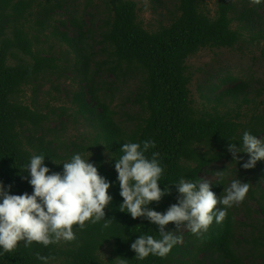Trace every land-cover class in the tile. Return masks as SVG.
I'll list each match as a JSON object with an SVG mask.
<instances>
[{"label": "trees", "instance_id": "obj_1", "mask_svg": "<svg viewBox=\"0 0 264 264\" xmlns=\"http://www.w3.org/2000/svg\"><path fill=\"white\" fill-rule=\"evenodd\" d=\"M173 1L175 9L169 20L148 29L139 19L135 0H103L102 10L99 5L93 8L96 14L86 9L91 0L82 10L71 6L70 0H0V180L13 185V194L30 193L31 186L21 176L28 175L24 165L33 154L45 155V165L52 171H62L61 162L79 152L91 155L89 159L98 165L99 173L116 181L111 155L118 158L126 141L153 140L156 147L149 155L158 151L164 166L160 187L171 188V194L150 205L157 211L163 212L177 202L178 193L172 183L181 176L196 180L203 173L218 174L211 181V190L217 196L232 179L258 181L249 190L256 203L252 212L257 224H251L250 237L243 240L248 250L242 255L236 252L240 244L235 239L237 208L231 207L223 222L214 221L201 235L189 230L182 233L181 226L183 239L166 257L150 255L137 260L131 243L143 234L158 238V229L145 218L133 219L120 210L122 197L117 181L108 190L113 199L105 208L110 229L102 231L103 222H86L82 230L73 226L77 239L71 242L47 247L33 242L25 247L21 241L13 252L0 256V264H42L35 257L37 252L51 257L49 264H105L99 254L104 247H109L114 256L110 264H246L244 259L249 260L248 264H257V260L264 264V192L256 196L264 182V159L251 169H243L241 164L248 154L237 153L243 159L236 162L228 151V144L238 143L245 131L264 140L261 111L251 115L250 123L238 119V113L230 114L231 104L237 109L250 104L264 92V85L252 87L254 95L248 97L251 81L221 75L208 83L202 95L215 105L200 111L193 106L189 88L192 74L187 66L188 58L198 50L261 41L264 4L216 0L211 14L201 5L202 0ZM154 2L151 7L156 10L161 2ZM58 10L63 11V17L58 13L54 17ZM86 13L90 15L88 20ZM98 15L101 18L95 25L93 17ZM57 45L64 48L58 52ZM68 72L76 78L77 86L66 93L61 106L50 107L47 98L43 107L37 101L30 105L20 100L28 84L45 79V75H55L58 82ZM108 76L113 80H107ZM130 81L133 88L127 87L124 100L112 105L113 95L123 92ZM52 88L57 97L51 96V101L61 100L59 86ZM53 91L46 95L49 97ZM220 106L228 110L221 112ZM53 116L58 118L57 125L50 127ZM60 117L80 125L82 131L65 138L62 131L67 125ZM242 203L246 205L245 216L250 218L251 208L245 200ZM171 228L173 222L166 230Z\"/></svg>", "mask_w": 264, "mask_h": 264}, {"label": "clouds", "instance_id": "obj_2", "mask_svg": "<svg viewBox=\"0 0 264 264\" xmlns=\"http://www.w3.org/2000/svg\"><path fill=\"white\" fill-rule=\"evenodd\" d=\"M250 2L264 4V0ZM155 147L153 140L122 143L121 155L118 158L111 155L115 159L116 181L99 173L98 165L89 159L91 155L73 153L70 159L61 162L62 171H52L44 163L45 155L33 154L24 165L28 175L21 176L31 186L30 193L13 194V185L0 180V256L13 252L21 241L25 247L33 242L47 247L61 241H74L77 236L73 226L82 230L86 222H103L101 230L110 229L111 220L105 218V208L113 199L108 190L117 181L122 197L120 210L133 219L143 217L158 229V238L143 234L131 243L135 258L141 261L150 255L166 257L183 239L179 234L181 226L201 235L214 221L223 222L229 208L245 200L250 184L240 178L232 179L227 187L222 184L223 194L217 196L209 180L181 176L172 183L178 193L177 202L163 212L155 210L150 207L152 202L171 194L169 186L160 187L164 172L160 153L154 151L149 155ZM228 151L236 162L243 159L237 153H247L248 159L241 167L251 169L264 159V140L245 131L238 143L228 144ZM218 204L223 207H217ZM169 222L174 223V228L166 230ZM35 257L42 264H49L51 259L38 252ZM121 264L126 262L121 261Z\"/></svg>", "mask_w": 264, "mask_h": 264}, {"label": "rangeland", "instance_id": "obj_3", "mask_svg": "<svg viewBox=\"0 0 264 264\" xmlns=\"http://www.w3.org/2000/svg\"><path fill=\"white\" fill-rule=\"evenodd\" d=\"M71 1L72 0H70V3ZM87 1L88 0H74L70 5L74 8L76 7L79 8V10H82ZM102 1L103 0H91V3H89L86 8L87 11L96 14L98 11L93 8L99 5V9L102 10L104 5ZM135 1L137 2L139 8V19L143 21L144 26L148 29H153L161 23H166L170 18L171 12H173L175 9V1L173 0H160L161 5H159V8H156V10H153V8L151 7L155 4V0ZM215 2L216 0H202L201 5L206 10H210L212 14L215 8ZM57 13L58 16L60 14V16L63 17V11L58 10V12H56V14L54 15L55 18L58 17ZM84 17L86 20L90 19V15L87 13L84 14ZM100 18L101 17L99 15L93 17L95 25H98ZM62 48H64V46H55V50L58 52ZM69 58L71 60L72 56L69 55ZM187 66L192 74L189 88L191 91V97L193 99V106L200 111H202L203 109H209L210 105H215L214 103L212 104L206 102L202 95L207 92V85L209 82H214L217 77L224 74H232L233 76L240 77V79H247L251 81L252 83L251 85H249L248 95V97H251L254 95L252 87L259 88L260 85H264V38L254 44L246 40L245 42L236 45L234 48H204L198 50L194 55L188 58ZM103 77L106 79L105 76ZM55 78V75H45V79H39L34 84H28L24 87V91L20 95V100L30 105L32 104V102L36 103L37 101V104L40 107H43L45 98H47V100L51 104L50 107L53 106L57 108L58 106H61V104H64V102L66 101V93H71L74 87L77 86V81L73 74H71L70 72L62 74L58 82ZM107 80H113V77L108 76ZM131 82L132 81H130L129 86L126 85L124 87L123 92L113 95L114 100L112 101V105L120 104V101L124 100V96L127 93L128 88L131 90L134 86V83ZM55 85L59 86L60 90L62 91L61 94H59L61 100L56 99L51 101V96L57 97V93L53 91L54 88H52ZM50 90H52L53 92L48 97L46 95V92ZM239 101L240 100H238V102ZM70 106V103L66 105L67 108H69ZM230 107L232 108L230 113L231 115L234 114L233 112L238 113L240 114V118L238 119L245 122L249 121L250 123L252 114L259 111H261V115L264 114V92L261 95L256 96L253 102H251L250 104H244L239 109H237L235 104H231ZM218 109H220L221 112H224V110H228V108H225L223 106L218 107ZM68 114H70V111H68ZM53 118L54 120L51 122L50 127H54L55 123L57 125L58 118L56 116H53ZM60 120H62L64 124L67 125L66 129L62 131L65 138L77 135L82 131L80 125L74 126L71 122L65 120V117H60ZM55 133H57V130ZM242 172H244L246 176L250 175V177H252V174L246 172V170H243ZM217 175L218 174L213 173H203L202 178L207 179L209 180V182H211L212 180L217 178ZM232 178L235 177L232 176ZM257 182V180L250 179V189L255 188ZM260 187L262 190L256 193L257 197H259L260 194L264 192V182L260 184ZM245 201L247 203V206L251 208L250 218H247L245 216L246 205H243V203L239 204L238 206L234 205L232 207L237 208L236 220L238 221V223L235 226V239L240 241V244H238L239 248H236V252L240 253V255L246 252L249 248V245L244 243L243 240L249 239L250 231L252 230L251 224H257L254 221L256 215L252 212V209L256 207V203L253 199L250 198L249 192L246 195ZM186 231H188V229L185 227L181 230L182 233ZM99 254L105 264H110V259L114 260V256L112 255L111 249L109 247L102 248ZM243 261L246 264L249 263L248 259H244ZM256 262L257 264H259L260 260H257ZM51 264L59 263L54 262Z\"/></svg>", "mask_w": 264, "mask_h": 264}]
</instances>
